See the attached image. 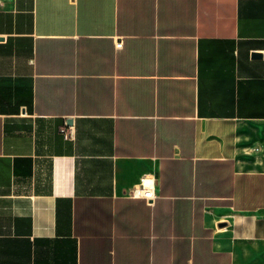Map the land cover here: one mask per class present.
<instances>
[{"label": "crops", "instance_id": "1", "mask_svg": "<svg viewBox=\"0 0 264 264\" xmlns=\"http://www.w3.org/2000/svg\"><path fill=\"white\" fill-rule=\"evenodd\" d=\"M0 264H264V0H0Z\"/></svg>", "mask_w": 264, "mask_h": 264}, {"label": "built area", "instance_id": "2", "mask_svg": "<svg viewBox=\"0 0 264 264\" xmlns=\"http://www.w3.org/2000/svg\"><path fill=\"white\" fill-rule=\"evenodd\" d=\"M121 44H122V42L119 40L116 43V46H121ZM61 130H62L65 138H71L73 136V130H72L71 126L63 127ZM136 195L145 198L147 200V202H149V203H152V201L156 197L153 189L151 187H147L144 185L139 187L136 190Z\"/></svg>", "mask_w": 264, "mask_h": 264}]
</instances>
